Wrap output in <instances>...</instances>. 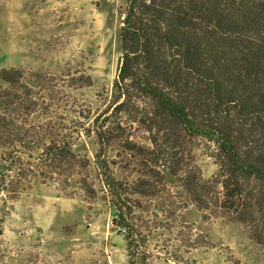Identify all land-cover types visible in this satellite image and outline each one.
<instances>
[{"label": "rangeland", "instance_id": "rangeland-1", "mask_svg": "<svg viewBox=\"0 0 264 264\" xmlns=\"http://www.w3.org/2000/svg\"><path fill=\"white\" fill-rule=\"evenodd\" d=\"M126 5L0 0V70L24 72L40 106L30 120L51 134L38 137V150L3 166L6 150L0 151V264H142L129 259L113 197L95 169L96 135L87 130L96 122L117 141L107 154L114 181L130 189L154 182L159 192L131 219L146 238V264H264V249L244 228L191 207L167 167L143 170L141 156L153 150L152 137L109 111ZM51 141L66 143L71 160L78 167L88 161L89 168L60 176L46 167L41 155ZM183 143L181 167L195 166L205 181L214 178L217 167L205 145ZM151 171L157 180L146 177Z\"/></svg>", "mask_w": 264, "mask_h": 264}, {"label": "trees", "instance_id": "trees-1", "mask_svg": "<svg viewBox=\"0 0 264 264\" xmlns=\"http://www.w3.org/2000/svg\"><path fill=\"white\" fill-rule=\"evenodd\" d=\"M120 39L109 111L152 137L142 169L167 167L191 207L241 225L264 249V0H127ZM39 108L24 72L0 70L1 166L38 150V137L48 133L30 120ZM100 127L87 130L96 135L95 169L113 197L129 259L146 264V238L131 219L159 192L154 182L130 189L114 181L107 154L117 141ZM185 140L205 145L214 178L181 167ZM51 142L41 155L46 167L60 176L89 168L71 160L66 143ZM152 173L146 177L157 180Z\"/></svg>", "mask_w": 264, "mask_h": 264}]
</instances>
